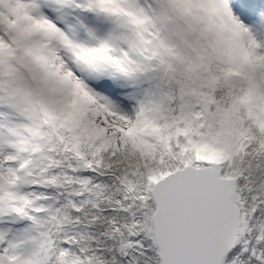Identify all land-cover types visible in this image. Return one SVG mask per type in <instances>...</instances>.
<instances>
[{"label": "snow or ice", "instance_id": "obj_1", "mask_svg": "<svg viewBox=\"0 0 264 264\" xmlns=\"http://www.w3.org/2000/svg\"><path fill=\"white\" fill-rule=\"evenodd\" d=\"M0 264H264V0H0Z\"/></svg>", "mask_w": 264, "mask_h": 264}]
</instances>
